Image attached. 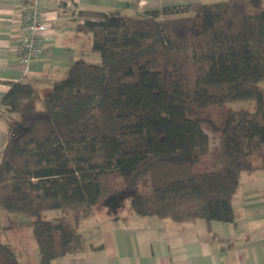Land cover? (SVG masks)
<instances>
[{"label": "trees", "instance_id": "obj_1", "mask_svg": "<svg viewBox=\"0 0 264 264\" xmlns=\"http://www.w3.org/2000/svg\"><path fill=\"white\" fill-rule=\"evenodd\" d=\"M78 15L100 62H74L47 94L18 81L1 98L14 118L0 211L17 217L2 230L31 229L38 264H53L82 251L81 224L116 195L141 217L235 222L242 176L264 171V10L200 0ZM247 99L255 110H228L216 149L213 123L188 116ZM0 264H19L1 234Z\"/></svg>", "mask_w": 264, "mask_h": 264}, {"label": "crops", "instance_id": "obj_2", "mask_svg": "<svg viewBox=\"0 0 264 264\" xmlns=\"http://www.w3.org/2000/svg\"><path fill=\"white\" fill-rule=\"evenodd\" d=\"M192 1L200 0H46L51 30L44 54L24 73L16 50L23 0H0V158L14 118L1 98L12 83L32 81L44 95L65 78L74 62L97 63L92 33L78 29L85 21L79 11L140 16ZM244 175L234 199L235 222L174 223L141 217L130 208L128 198L120 195L122 199L112 197L95 206L92 216L81 224L82 251L53 264H264V171ZM23 258L27 264V257ZM38 262L37 251L32 264Z\"/></svg>", "mask_w": 264, "mask_h": 264}, {"label": "rangeland", "instance_id": "obj_3", "mask_svg": "<svg viewBox=\"0 0 264 264\" xmlns=\"http://www.w3.org/2000/svg\"><path fill=\"white\" fill-rule=\"evenodd\" d=\"M247 8L249 12L251 13L263 11L264 10V0H247ZM98 57L99 59L97 63L100 62L99 54H98ZM260 85L264 86V82H262ZM255 108H256L255 100L247 99V100L229 102L219 107H208V108H203V109L195 108L188 112V116L191 118L207 119L213 123L214 129H216L215 131L208 126H206L205 130L207 131L210 137V143H211L212 149H216L215 147H219V144H220L221 127L223 125L226 112L228 110H239V109L255 110ZM213 155H214V152H213ZM224 163H225L224 160L219 161L214 164V168L220 169L224 165ZM114 197L118 199L119 198L122 199L123 196L116 195V196H113V198ZM124 199L126 200L127 198L124 197ZM55 213H58V212L48 213L46 214V217L51 219L53 218ZM16 221H17L16 216L8 214L4 211H0V234L4 241H8L12 244L16 252V255L21 261V264H25V262H23L26 260V258H23L24 256L27 257V260H28L27 264H32L34 260H36V252L38 251V248H37L35 239L32 235L31 229L29 228L16 229V230L9 229L5 232L4 230H2L3 226L13 225Z\"/></svg>", "mask_w": 264, "mask_h": 264}, {"label": "built area", "instance_id": "obj_4", "mask_svg": "<svg viewBox=\"0 0 264 264\" xmlns=\"http://www.w3.org/2000/svg\"><path fill=\"white\" fill-rule=\"evenodd\" d=\"M20 23L16 50L19 64L27 73L43 56L47 35L51 30L46 0H23Z\"/></svg>", "mask_w": 264, "mask_h": 264}]
</instances>
